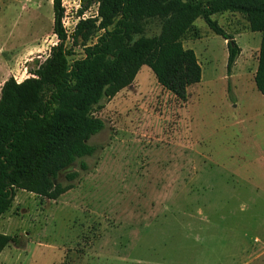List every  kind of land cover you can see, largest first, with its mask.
I'll return each instance as SVG.
<instances>
[{
	"label": "rangeland",
	"instance_id": "rangeland-1",
	"mask_svg": "<svg viewBox=\"0 0 264 264\" xmlns=\"http://www.w3.org/2000/svg\"><path fill=\"white\" fill-rule=\"evenodd\" d=\"M61 5L72 63L84 57L72 32L80 18L96 16L97 0ZM211 18L240 48L231 72L227 41L198 18L182 41L202 72L186 101L164 90L147 66L102 100L94 115L104 128L88 140L99 148L81 160L88 170L80 161L66 169L57 180L63 185L67 172L79 176L55 201L16 191L0 217V233L15 243L0 264H239L229 258L239 255V243L264 236V196L249 193L264 172L251 159L264 144V97L253 78L261 35L243 15ZM56 41L52 0H0V88L2 77H30Z\"/></svg>",
	"mask_w": 264,
	"mask_h": 264
},
{
	"label": "trees",
	"instance_id": "trees-1",
	"mask_svg": "<svg viewBox=\"0 0 264 264\" xmlns=\"http://www.w3.org/2000/svg\"><path fill=\"white\" fill-rule=\"evenodd\" d=\"M61 1L52 0L57 43L30 77L21 82L10 77L0 88V217L17 190L55 201L73 188L77 171L65 174L66 185L58 175L77 161L81 171L88 170L81 160L99 148L88 140L104 128L94 110L129 87L142 66L164 90L186 101L187 89L200 82L202 72L182 41L198 18L227 41L228 74L240 48L211 17L237 13L249 31L260 33L253 78L264 97V0H97L96 16L80 18L72 32V45L84 53L72 63ZM152 26L159 30L148 34ZM12 243L14 237L0 233V254Z\"/></svg>",
	"mask_w": 264,
	"mask_h": 264
},
{
	"label": "crops",
	"instance_id": "crops-1",
	"mask_svg": "<svg viewBox=\"0 0 264 264\" xmlns=\"http://www.w3.org/2000/svg\"><path fill=\"white\" fill-rule=\"evenodd\" d=\"M28 49L26 50V52ZM9 70V68L7 67ZM6 71V68L4 67L3 71ZM2 85L7 80L5 77H2ZM260 148L255 149V154L252 155V161L253 163H257L259 165H263L264 167V144L259 146ZM258 175V176H257ZM257 177L254 178V181H251L250 183V195L251 196H264V172L258 173ZM241 179V178H240ZM237 192V190L235 191ZM258 226V225H256ZM247 243L244 244V242H240L238 248L240 249L239 255H236L235 257L231 256L230 259H236L240 258L241 261L239 264H264V236H254L253 238H250L249 241H246ZM244 244V247L242 245ZM221 257V256H218ZM189 258V255H188ZM228 260V256L226 257ZM191 264V262L189 263ZM199 264V263H198ZM200 264H218L217 262L213 261V263H209V261Z\"/></svg>",
	"mask_w": 264,
	"mask_h": 264
},
{
	"label": "water",
	"instance_id": "water-1",
	"mask_svg": "<svg viewBox=\"0 0 264 264\" xmlns=\"http://www.w3.org/2000/svg\"><path fill=\"white\" fill-rule=\"evenodd\" d=\"M63 172H65V170H64ZM63 172H60V173H59L58 178L60 177V175H61Z\"/></svg>",
	"mask_w": 264,
	"mask_h": 264
}]
</instances>
